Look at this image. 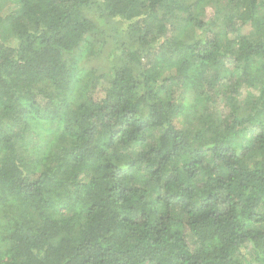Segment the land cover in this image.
Listing matches in <instances>:
<instances>
[{"label":"trees","instance_id":"16d2710c","mask_svg":"<svg viewBox=\"0 0 264 264\" xmlns=\"http://www.w3.org/2000/svg\"><path fill=\"white\" fill-rule=\"evenodd\" d=\"M10 1L0 264H264V0Z\"/></svg>","mask_w":264,"mask_h":264},{"label":"rangeland","instance_id":"374dc122","mask_svg":"<svg viewBox=\"0 0 264 264\" xmlns=\"http://www.w3.org/2000/svg\"><path fill=\"white\" fill-rule=\"evenodd\" d=\"M14 3L12 1L6 3L5 8L0 11L2 14L6 13L9 9L13 8ZM111 47H108L106 51H110ZM81 65L84 68H91V67H96L98 68L100 71H107L109 70V66H110V61L107 57V53H104V55H102L99 58H83ZM247 88H242V95L246 96L247 95Z\"/></svg>","mask_w":264,"mask_h":264}]
</instances>
